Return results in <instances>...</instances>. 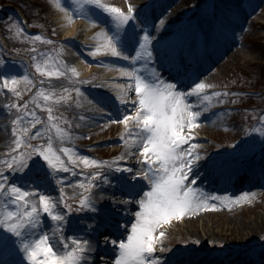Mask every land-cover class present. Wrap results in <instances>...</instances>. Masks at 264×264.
<instances>
[{
  "label": "rangeland",
  "instance_id": "374dc122",
  "mask_svg": "<svg viewBox=\"0 0 264 264\" xmlns=\"http://www.w3.org/2000/svg\"><path fill=\"white\" fill-rule=\"evenodd\" d=\"M2 2L9 7L14 6L10 0H2ZM30 2L35 7L33 8L35 14L40 15L41 20H44V26L42 24L39 27L37 24L32 25L34 27L32 29L36 30L35 33L27 32V34L20 25H16V22L11 23L9 19L7 24L0 22V27L9 31V33L4 31L0 35L1 41L4 40L3 42L8 47L4 51L0 45V61L4 62L0 65V71L6 67L8 74L17 76V90L21 92V96L17 97L7 88L0 91V112L3 116L1 120H4L3 127H0L5 129L8 138L6 145L0 146V170L5 169L3 161L9 158L14 141L19 138L16 133L26 137H35L30 140L34 146L46 145L48 137H51L53 150L61 156L62 163L66 164L70 171L63 172L62 169L52 171L46 166V170L52 175L48 181L39 185V189L42 193L49 189L51 197L60 201L67 200L73 207L74 211L69 216L71 225L65 229L64 235L69 240L74 234L89 237L88 233L93 232L89 228L90 225L97 230V226L100 225L97 216L107 214L103 210L104 203L99 198L106 197L110 201L106 203L109 210H117L121 215V220L127 219V216L130 217L125 223L118 219L113 224L120 234L115 240L126 241L128 235L131 234L132 224L136 222L135 213L139 211L138 201L143 197L144 192L150 191L151 186L143 176L137 177L131 174L145 167L140 162L142 159L138 157L140 154L135 146H133L135 151L131 152L138 163L131 168L129 174L131 176L127 178L128 174H124L123 169L115 170L114 165H120L123 161L121 157H123L125 145L132 144L129 136L139 132V128L134 121L129 122L127 126L123 123L107 122L111 116L115 115L112 106L117 104V99L98 90L100 88L98 83L104 77L105 70L115 67L138 71L140 75L149 79L150 72H155L165 82L178 80L181 90L186 92H190L191 87H194L197 81L215 85L200 94L201 97L205 93L212 95L213 100L211 102L202 99L199 101L195 110L202 113L198 119L200 126L191 129L193 139L183 147L188 148L192 143L198 144L196 151L204 157L198 165L193 166V169L198 170L199 173L192 177L189 176V181L195 180L196 183H200L198 178L214 171L216 174H222V183L219 188L214 186L210 188L212 179H209L204 184L202 183V186H198L199 183L195 184L196 186L194 184L189 186L197 189V195L209 198L207 202L210 205H216L214 210L202 209L208 211L205 214L207 215L206 220L213 218L216 222L220 218L224 220L226 226L230 222L234 224L248 222L253 230L248 236L242 227L233 228L236 232L232 234L231 230L224 232V227L212 223L209 224L211 228L226 234L220 235L217 239L214 236L212 239L208 235V228L199 234L193 233L189 228L191 225L183 224L188 219L184 216L180 219H173L159 229L166 234L161 238L162 244L156 245L158 250L156 249L154 254L158 253L165 257L160 264H168L172 258L177 261L188 258L187 261L193 263L204 254L211 263L264 264V167L262 166L264 162V0H101L103 4L119 7L125 13L129 4L135 8L136 3H142L143 13L139 14V19L146 21L143 27L151 33L156 49L159 51L167 49L169 56H172L174 60L178 55L176 51L180 54L182 53L180 50H184V54H187L189 49L194 48V42H203L205 47L202 53L206 57L204 61L202 60V64L206 67L188 74L184 69L183 74L176 75L173 80L167 79L171 72L163 75V72L158 71L156 62L145 65L141 60L133 65L131 60L112 57L110 53L103 50L92 55L94 49L104 42L102 30L107 31L113 27L110 16L102 9L88 5L86 0H60L61 5L67 10L63 12L69 17L81 11L86 12L89 17L88 19L72 18L70 22L71 24L82 20L92 27L91 30H94L96 36L94 39L98 44L94 48H87L83 53L95 60L101 56L111 58L102 65H93L97 68L94 73L90 77L81 79L76 72L71 71L74 63L69 60L70 52L76 54L75 47L80 49V38L63 40V34L59 30L55 17L58 12L53 0H30ZM16 7L24 12L23 5ZM161 15L167 18L164 20L166 23L158 21ZM7 16L9 15H2L1 19ZM89 20H94L96 23H90ZM157 24L160 26L157 27ZM8 34L9 40L7 39ZM36 35H40L43 39L35 40ZM47 40L53 43L48 44ZM11 44L16 49H13ZM28 53L32 54L28 58L36 77L33 71L27 69V65L10 60H17V55ZM128 54L135 55V52L129 50ZM207 57L208 62H206ZM37 65L45 71L44 75L36 70ZM57 69L65 72V75L59 77L46 75L47 71ZM25 75L29 77L28 81L22 79ZM192 80L195 81L192 82ZM77 88L80 90L79 93L76 91ZM216 92L229 95L217 98L214 96ZM106 95L108 98L103 100L102 96ZM45 96L51 98L45 100ZM93 96L105 101L108 106L105 108L97 106ZM189 102L196 104V97H189ZM91 103L96 106L94 113L97 115L88 116L85 112L86 107ZM15 104H20L21 108H16ZM25 104L27 105L26 110L23 108ZM9 105L13 107L9 108ZM127 107L128 114H133L134 110L131 109H134V106L128 109ZM205 107L207 111L203 110ZM49 108L52 109L51 115L54 117L52 121H49ZM104 111L109 115H98ZM30 112H34L35 116H30ZM17 119L21 121L18 124ZM112 119L116 118L113 116ZM35 120L39 122L33 126ZM125 126L133 128L126 131ZM188 132L189 129L186 128L184 133L188 134ZM122 137L124 143L119 141ZM65 147L73 150L72 159L76 160L75 164L71 162L68 154L62 152ZM80 157L103 161L105 166L100 168L93 165L86 166ZM32 159L35 160L37 157L34 155ZM107 165H113V167ZM245 170L253 171H249V177L245 179H241L239 175L233 178L232 173ZM97 171L102 175L96 177L94 181L86 182L85 187L81 188L80 183ZM35 172L36 169H33L29 175H34ZM254 172H261V175L254 174ZM197 176L199 177L196 178ZM60 177L66 179L62 182ZM230 178H233L235 182L238 179V183L233 185L232 189H223V185L226 187L230 183ZM9 182L33 190L36 187L29 180L23 179L22 174L10 176ZM124 182L132 186L137 185L139 189L124 185ZM89 183L96 185L90 189V193L85 191ZM117 186L124 189L129 188L128 191L134 194V197L131 196L132 194L125 196L118 191L114 192L113 189L115 190ZM89 194L95 211L79 210L81 198ZM213 197L219 199H212ZM36 201L38 202V194ZM128 204L131 205L130 208H126ZM2 205L3 201H0V207ZM14 207L9 203L10 209ZM59 209L67 211L63 203L59 204ZM41 216L43 222L37 231H55L56 237L59 238L60 232L55 228L57 222L52 221L42 212ZM200 219L202 218L199 216L198 220ZM158 235L159 232H157ZM105 237H102V240H105ZM100 243L101 240H98V244ZM109 243L111 241L106 244L109 257L97 253L95 258L97 264H115V259L119 254L118 245L110 246ZM0 257L12 264H29L22 250L11 254H0ZM106 258L108 261H105Z\"/></svg>",
  "mask_w": 264,
  "mask_h": 264
},
{
  "label": "snow or ice",
  "instance_id": "6c2138e0",
  "mask_svg": "<svg viewBox=\"0 0 264 264\" xmlns=\"http://www.w3.org/2000/svg\"><path fill=\"white\" fill-rule=\"evenodd\" d=\"M57 9L67 11L60 3V0H53ZM88 5L102 9L111 18L113 27L107 31L102 30L104 42L98 45L92 55L101 52H108L112 57H120L123 60H131L136 64L143 60L145 65L154 64L157 60L169 58V51L164 49L159 51L153 43L151 33L143 25L146 21L139 19V13L129 4L127 12L119 7L103 4L101 0H86ZM72 18L88 19L86 12L75 13ZM95 24L96 21L89 20ZM136 22V23H132ZM139 29V30H138ZM35 40L43 38L36 35ZM52 44L51 40L46 41ZM129 50L134 51L135 55H129ZM35 51V49H33ZM4 62L0 61V65ZM36 70L42 75L45 71L37 65ZM73 73L76 72L72 68ZM49 77H59L65 72L59 69L47 71ZM121 75L128 76V88L134 86L136 103L135 113H125L123 118L109 120V123H123L126 126L129 121H134L139 128V132L130 135L129 139L134 140L135 148L143 158L140 162L145 165L138 176H143L151 186L150 191L144 192L143 197L138 201L139 211L135 213L136 222L131 226V234L126 241H115L118 245V256L115 264H159L158 259L153 255L156 252V245L162 244L161 238L165 236L164 231H159L164 225L169 224L173 219L183 218L186 214H195L199 210L215 209V204H209V198L197 195V189L190 187L195 180L189 181V176L193 174V166L198 165L204 159L196 151L198 144L192 143L190 147L184 148L193 139L191 129L199 127L198 119L201 111L195 110L199 101L211 102L212 95L201 93L207 88L215 85L196 82L191 87L190 92L181 90L178 80L175 82H165L150 72V79L139 74L138 71L123 69ZM22 79L28 81L27 75ZM0 91L7 88L15 96L20 97L21 92L17 90L18 77L7 73L6 67L0 71ZM123 88V86H121ZM77 93L80 90L76 89ZM43 93L41 92V95ZM228 93L216 92L215 97L228 96ZM196 97V104L189 102V97ZM51 97L45 96L48 100ZM21 108L20 104L14 105ZM13 105H9V108ZM26 110L27 105H23ZM207 111V107L203 109ZM49 121L54 117L51 115L52 109H48ZM35 116L34 112L29 113ZM20 119L16 123H20ZM33 121V126L38 123ZM54 126V125H53ZM189 129L188 134L184 133ZM27 131L26 129L24 130ZM19 136L14 141L10 150V156L3 161L4 170H0V254H11L22 250L24 257L29 264H86L87 253L92 251V240L86 235H73L71 239L64 235L65 229L71 225L70 214L74 211L67 200H57L50 195L40 192L39 185L51 178L52 173L46 170V166L52 171L69 172L70 168L62 163L61 156L53 150L51 137H48L46 145L34 146L30 143L32 136ZM39 135V133H37ZM124 140V138H121ZM64 154L72 159L73 150L65 147L62 149ZM37 159H32L33 156ZM131 155V153H129ZM83 163L93 165L97 168L105 166V162L90 160L88 157H80ZM124 159V157H121ZM42 161L44 163H42ZM60 165V168H58ZM113 167V165H107ZM116 171H121L120 165H114ZM36 169L34 175H29ZM10 170V171H9ZM124 171H131L130 168H123ZM22 174L23 179L29 180L36 185L35 189H28L16 183H10V176ZM75 174V173H73ZM102 173L97 171L91 177H87L80 187L84 188L85 183L94 181ZM63 182L66 178L60 177ZM106 179V177H105ZM94 183H89L85 191L90 193V189L95 187ZM38 194V202L36 196ZM248 195V194H246ZM212 199H219L213 197ZM9 203L15 207L10 209ZM63 203L66 212L59 209V204ZM80 209H90L95 211L91 195H85L80 200ZM41 212L46 214L52 221L57 222L55 228L60 232V237H56L55 231L43 232L40 229L43 222ZM91 231L96 228L89 226ZM78 231H83L77 229ZM157 232L159 235L157 236ZM105 241L109 237L104 238ZM19 245V248H17ZM0 264H11L8 260H0Z\"/></svg>",
  "mask_w": 264,
  "mask_h": 264
},
{
  "label": "bare ground",
  "instance_id": "6f19581e",
  "mask_svg": "<svg viewBox=\"0 0 264 264\" xmlns=\"http://www.w3.org/2000/svg\"><path fill=\"white\" fill-rule=\"evenodd\" d=\"M143 6L144 5L142 3H136L135 9L136 10L138 9L137 12L139 14L143 13V11H141V8ZM57 12H58V14H56L55 17L57 18V21H58L59 30L63 34V40L69 41V40H72L76 37L80 38L79 47L81 50L78 47H77L78 49L75 47V53L77 54V58H76V54H73V52L71 51L69 54V57H70L69 60L74 63V68L76 69V73L79 75V77L81 79H85L87 77H90L91 74L94 73V71L97 69L93 65H98V64L102 65V64L108 62L111 58L109 56H101L97 60H95L93 58H90L88 55L84 54L83 53L84 50H86L87 48H94L98 44V42L94 39V37H96L94 30H91L92 27L88 23H86L85 21H82V20H78V21H75L74 23L70 24L71 19H69V16L66 13H64L60 9H57ZM164 20H167V18L164 15H161L158 18V21L160 23H166ZM158 25L160 26V24H157V27H158ZM208 61L209 60L207 57L206 62H208ZM156 63H157L158 71L163 72V75H168L171 72V75L167 79L173 80L176 75H178V74L182 75L183 74V72L181 70L182 68H180V67L177 68V60H174V58H172V56H169V58L167 60H164L163 58H161V59L157 60ZM205 67H206L205 64H197V65L192 64L190 66H186L184 69H185V73L188 74L190 72L193 73L196 70H198V71H200L201 69L203 70ZM122 70L123 69L115 68V67L110 68V69H106L104 77L98 83V86L100 87L98 90L104 91L111 98L117 99L116 102L119 105V106H117V110L120 113V115L123 116L125 113H128L127 112L128 110L126 111L127 106L132 107L135 105L136 95H135V91H134V86L131 89L128 88V82H129L130 78L128 76L121 75ZM188 78H189V80H191L190 76H188ZM182 85H183V83H182ZM121 86H123V88ZM105 93H104V95H105ZM108 95H106L105 97L102 96L103 100H106L108 98ZM97 98H98L97 96H93V100L95 101L97 106H101L103 108L108 106V104H106L105 101H102L101 99H97ZM128 107H127V109H128ZM94 108H96V106H94L92 103H91V105H88L86 107L85 112L87 113L88 116L97 115V113H94ZM131 110H134V113H135V108L131 109ZM134 113H133V115H134ZM129 114H132V113H129ZM98 115L106 116V115H109V113H106L104 111V112L98 113ZM113 116L115 118H117L115 115H113ZM113 116H111L109 118V120L112 119ZM2 118H3V116H2V113L0 112V126L3 127L4 120H1ZM129 122H132V121H129ZM124 125H123V127H124ZM2 127H0V146L6 145V142L8 140L7 132ZM132 128L125 126L126 131L132 130ZM112 131H114V129ZM111 133H113V132H111ZM119 141H122L124 143V140H122V139H120ZM134 144H135V142H134V140H132L131 145H125V147H124V152H123L124 159H123L122 163L120 164L122 169L123 168H130V169L134 168L133 165L138 163L136 158L134 157V154L131 152V151H135V149H133ZM129 153H131V155H129ZM138 157L143 159L140 155ZM262 166L264 167V162H263ZM248 169H251V168H248ZM249 171H253V170H245V171H242L239 173H236L234 171L235 173H232V176L234 178L235 176L239 175L241 177V179H245V178L249 177L248 176ZM137 172H139V171H137ZM137 172L131 173V171H124L123 173L128 174L127 175V178H128V176H131V175H129L130 173L136 176ZM198 173H199L198 170L193 169V174L191 175V177L197 175ZM260 173L261 172H254V174H257V175H261ZM118 174H121V173L118 172ZM137 177H138V175H137ZM198 177L199 176H197L196 178H198ZM233 178H230L229 182L234 181ZM209 179H212V182L210 184V188H212L213 186L215 188H217V187L219 188L221 186V183H222V181H221L222 180V174H216L214 171H212L211 173H208L207 175H205L202 179H200V180L198 179V181H200V183L197 182L200 184L198 186H202L204 184V182L208 181ZM237 181H238V179H236V182L235 181L234 182L237 184L238 183ZM197 183L195 182L194 185L195 184L197 185ZM124 185H128L129 187H133V188L136 187L137 189H139L137 185L132 186L131 184L129 185L126 182H124ZM262 186H260V187H262ZM230 187H231V185H229V184L226 187H225V185H223V189H226V188L231 189ZM110 190H111V192L118 191V193L124 194L125 196L132 194L128 191L129 188L124 189V188H119L117 186L115 188V190L113 189V191H112V188ZM44 194L52 195L49 192V189H46L44 191ZM131 196L134 197V194H132ZM99 200L104 203L102 205L103 210H105L107 212V214H105V216H97V220L99 221L100 225L97 226V230L95 232H92L91 234H90V232L88 233L89 238H91V240H92V251L87 253L86 264H97L95 261L97 253H101V254H103V256L106 255L107 257H109V250L106 247L107 242L111 241V243H109V244H110V246H112L113 245L112 241L117 239V236L118 237L120 236L119 230H117L115 228V225H113L115 221H117L118 219L121 218L120 213L117 210H109V208L106 207V205H107L106 203L110 202L108 198L101 197V198H99ZM111 200H113V199H111ZM122 207L124 208V206H122ZM130 207H131V205L128 204V207H126V208H130ZM126 208H124V209H126ZM206 212H208V211L199 210L195 214H186L185 216H187L188 219L183 224L187 223L188 226L191 225V226H189V228H191V231L193 233H198V234L201 233V231H203L205 228H208L209 229L208 235L212 239L214 238V236H216L215 238L217 239L220 235H226L220 230L217 231L215 228L214 229L211 228V226L209 224H212V223L215 225L224 227V229L222 228L224 232L231 230L230 233L232 232V234L236 232V230H233V228L238 229V228L242 227L245 230L244 232L247 233L248 236L251 233V231L253 230V228H251L252 226H250L248 224V222H241L239 224H234V223L230 222L226 226V224H224V220H222L220 218H218L217 221L215 220L216 222L213 221V218L206 220L205 219V216H207V215H205ZM199 216L202 218V219H200V221L198 220ZM129 219H130V217L127 216V219H124V220L120 219V220L123 223H125V221L129 220ZM237 226H239V227H237ZM257 227H260V225H257ZM254 231H255V229H254ZM238 232H240V230ZM105 235L110 238V239H108V241L102 240L103 239L102 237H105ZM205 235L208 236L207 234H205ZM231 239H233V238H231ZM234 239H237V238H234ZM98 240H101L100 244H98ZM156 249L158 250V248H156ZM154 256L158 259L159 264H160V261L165 258L158 253L154 254ZM207 258H208L207 255L204 254V255L198 257V259H196L195 262H193V263L190 261H187L188 258L182 259L181 261H177L176 259L172 258L169 260L168 264H217L215 262L211 263L210 260H208ZM105 261H108V258H106ZM220 264H224V263L220 262Z\"/></svg>",
  "mask_w": 264,
  "mask_h": 264
},
{
  "label": "trees",
  "instance_id": "16d2710c",
  "mask_svg": "<svg viewBox=\"0 0 264 264\" xmlns=\"http://www.w3.org/2000/svg\"><path fill=\"white\" fill-rule=\"evenodd\" d=\"M11 2H12V4L14 5V7H16V6H21V5H23V10H24V12H23V14L25 15V17H26V19H27V21H28V24H29V26L32 28L33 26L32 25H34V24H37L38 25V27L40 26V24H42V26H44L43 25V22H44V20H41V18H40V15H38V14H35V12H34V9L33 8H35V7H33V4L30 2V0H10ZM31 14V15H30ZM1 15H9V16H7V17H4V18H2L1 19V17H0V22L3 24V23H5V24H7L8 23V19H9V21L11 22V23H14V22H16V25H19L20 23H19V20H18V18L16 17V15L14 14V12H13V9H8V8H5V9H3L2 10V14ZM33 19H35V20H33ZM9 22V23H10ZM34 28V27H33ZM0 30L4 33V31H7V33H9V31L7 30V29H5L4 28V30L2 29V27H0ZM23 30V29H22ZM6 33V34H7ZM7 39L9 40V34H8V36H7ZM11 47L13 48V49H16L15 47H13V45L11 44ZM45 49H48V47H45ZM43 51H45L44 49H43ZM25 55H29V56H31L30 55V53H28V54H25Z\"/></svg>",
  "mask_w": 264,
  "mask_h": 264
}]
</instances>
